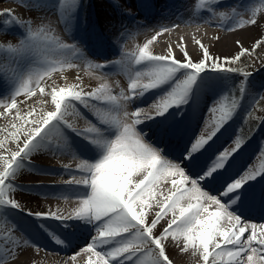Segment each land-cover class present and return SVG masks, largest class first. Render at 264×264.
Instances as JSON below:
<instances>
[{
  "label": "snow or ice",
  "instance_id": "6c2138e0",
  "mask_svg": "<svg viewBox=\"0 0 264 264\" xmlns=\"http://www.w3.org/2000/svg\"><path fill=\"white\" fill-rule=\"evenodd\" d=\"M40 3L21 0L28 16L0 12L5 34L20 30L0 44V264H33L41 251L61 256L52 264H84V256L86 264H190L181 254L194 264H264V164H241L264 133V116L254 115L264 113V79L254 76L264 71V38L234 41L237 53L223 60L199 40L195 60L179 42L151 47L182 24L214 18L234 21L219 24L224 31L252 25L264 36V2L242 9L201 0L191 19L150 25L155 0H111L118 18L105 26L119 50L111 58L92 56L71 35L81 0H58L50 15L38 14ZM85 67L90 89L79 76L47 84ZM257 151L264 159V136ZM44 158L60 168L35 162ZM25 171L69 178L17 183ZM25 192L30 199L18 198ZM51 200L74 207L45 210Z\"/></svg>",
  "mask_w": 264,
  "mask_h": 264
},
{
  "label": "bare ground",
  "instance_id": "6f19581e",
  "mask_svg": "<svg viewBox=\"0 0 264 264\" xmlns=\"http://www.w3.org/2000/svg\"><path fill=\"white\" fill-rule=\"evenodd\" d=\"M6 1H9L11 3H17V4H21V1H12V0H0V3H4ZM234 1V0H231ZM156 2V1H155ZM264 2V0H259L253 3H250V5L248 6V9L253 8V7H260L261 3ZM201 0H193V3L189 6V7H176L175 12L173 13V18L176 19L174 21L171 22H177L179 19L182 20H188L191 19V17L188 14V11L190 8L194 7L197 4H200ZM56 3L53 2H49L46 3V5L48 6L47 8L50 11H53V5ZM110 4H111V0H81V7L77 13L76 16H79V14H82L85 18L89 19L91 23H89V25H85V27H81V26H77L75 25L74 27L72 25H69V28L71 29L72 32H78L80 33L82 36H86V37H92L93 34H99L101 36V41L106 42L107 44H105L103 47H107V48H111L110 50L113 51L112 54L117 55L118 53V49L114 46L113 44V38H112V32L109 31V29L105 26L106 24V20H108L109 18L105 19V16L110 12H111V8H110ZM158 6V11L154 12L150 17H148L149 19H157L155 20L157 23L155 24H163L162 21L160 19H165L167 18V11H164L165 8H163V5L161 6L160 4L157 5ZM15 10L13 4L9 3L8 7H3L1 8L0 12H4L6 10ZM166 12V14H164V12ZM17 15H20L19 13H15ZM114 18H118L116 17V15L114 16ZM112 18V19H114ZM247 18V17H246ZM259 18V17H258ZM110 19V20H112ZM123 22L124 19H123ZM169 22V23H171ZM169 23H165V24H169ZM94 24H97V27H94ZM150 25H153V23H148ZM154 24V25H155ZM63 22L61 23V27H63ZM211 25H203L199 28L192 26V27H184L183 24L181 25V27L174 29V31L170 32V33H164V35L162 37H158L157 40L154 42V44L151 46L153 49H155V51L158 53L160 51L163 50V42H168L171 43L173 45H177L178 42L180 44V46L182 47H186L189 54L193 56V59L195 60L196 57V49L199 47L198 45H196V41L199 40L201 41V43H203V45L209 49L210 54L213 55H217L220 57L221 60H223L225 57H231L233 56L235 53H237L238 51V45H235L233 42L236 40H241L244 44L245 47H250L253 43V40L257 37L260 38H264V36H261V30L258 27L252 26V25H247L246 28H237L235 31H220L215 30L212 31L210 29ZM15 31H20L19 29H14ZM10 32L7 31V34H5V31H0V44H4L7 43V39H4L7 35H9ZM4 37V38H3ZM217 37L219 39H217ZM90 45H97L99 42L95 43L91 40H89ZM97 47V46H96ZM95 47V48H96ZM174 52L176 54V58L177 59H181L182 58V54L179 51V47H174ZM4 61V56L2 53H0V64H2ZM27 66L30 67V63H27ZM81 74H79L82 77H89V75H86L87 72H80ZM63 76V80L60 86H63V84L65 83V81H67L68 83H72V76L70 74H64ZM254 76L258 77L255 78L257 81H260L262 79H264V71L258 72L256 74H254ZM124 81L126 80V77H123ZM6 93L3 89H0V96H5ZM213 97L211 96H207L205 97V102H204V107L206 109L207 105L211 104ZM34 102V101H33ZM30 103V104H33ZM37 107V109H39V105L36 104L35 105ZM50 107V106H49ZM26 108V106H25ZM255 116L257 117H261L264 116V113L258 111L254 113ZM207 118V117H206ZM69 119L71 120L72 117H69ZM79 126L83 127V123L79 122ZM195 128V126H194ZM200 131H203V124L200 125ZM199 134V133H197ZM262 136H264V133H260L257 132L256 134V138H259V140L261 141ZM249 153V152H248ZM247 153V154H248ZM253 163H251L250 161H248L245 157L244 159L241 161V164H247L248 167H252L255 166L257 169H259V167L264 164V160H258L255 161L252 158ZM36 163L45 165V166H49V167H55V168H60V164L55 162V161H50L48 158H44L41 160H37L35 161ZM63 163H71L72 161L70 159H65L64 161H62ZM69 177L64 176V177H57V176H44V177H39V178H33V174L28 173L27 171H25L22 174V177L18 179L17 183L20 184H31V183H46L49 185H59L62 179H68ZM18 198L23 199V200H28L30 199V194L29 193H23L22 196H18ZM42 206L45 208V210H47L48 208H51L53 211H55L57 208L61 209V210H71L74 207V203H65L64 200H51V201H44L42 203ZM153 215V213H149V218H151V216ZM257 216V215H256ZM170 218V217H169ZM254 219H258L257 217H253ZM0 223H3L2 221H0ZM162 223H165L162 221ZM81 243H84V241H81ZM49 247L51 248L52 246L49 245ZM62 255V254H61ZM183 256L184 259L189 260L190 264H194L195 262V258L194 257H190L188 254H181ZM31 257V253L28 254L27 258ZM61 258V256H52V255H47L44 251H41L40 253L37 254L36 258H33V264H52L53 261H57ZM81 259L84 261V264H86L87 262V257H81ZM177 259H180V257H177ZM12 264H16V262H12Z\"/></svg>",
  "mask_w": 264,
  "mask_h": 264
},
{
  "label": "rangeland",
  "instance_id": "374dc122",
  "mask_svg": "<svg viewBox=\"0 0 264 264\" xmlns=\"http://www.w3.org/2000/svg\"><path fill=\"white\" fill-rule=\"evenodd\" d=\"M12 1H14V0H12ZM16 1V0H15ZM17 1H21V0H17ZM49 2H53V3H57L58 2V0H41V3H40V5H39V8L41 9V11L38 13L39 15H50L51 14V12L52 11H50L47 7V5H46V3H49ZM9 3L10 4H13V6H14V8H15V10H14V12L15 13H19L20 15H23V16H28V14H29V12H28V10L27 9H21V7H20V4H17V3H11V2H9V1H6V2H4V3H0V10H1V8H3V7H8L9 6ZM116 14L115 13H113V11L111 10V12H110V14L108 13L106 16H105V19H107V18H110V17H112V16H115ZM206 15V14H205ZM243 19H247L246 17H243ZM230 20V21H229ZM228 21V22H227ZM227 21H225V20H223V21H220V20H218V19H216V18H214L213 19V25H211L210 26V29L212 30V31H215V30H220V31H223V32H225L224 30H222L218 25L219 24H223L225 27H227V26H229V25H231V24H233L234 23V21L233 20H231V19H227ZM225 22H226V24H225ZM2 29H4L3 27H0V31L2 30ZM4 38V37H3ZM79 42V41H78ZM138 42H143V37L141 36L140 38H139V41ZM259 51V50H258ZM232 57V56H231ZM244 58H242V60H243ZM254 61H255V63L257 64V66H258V68H259V64H260V61L258 60V59H255V57H253L252 58ZM80 72H87V74L86 75H89V70L85 67V68H82V69H80L78 72H77V70L76 69H66L64 72H57V73H54L53 74V76H52V78L50 79V80H48L47 81V84H52L53 83V81H55V83L56 84H58V85H61V83H62V80H63V76L62 75H64V74H70L73 78H72V83L73 82H77L76 81V77L77 76H79L80 78H81V80H82V82H83V84H84V86H85V88H86V90L87 89H90L91 87H93V86H95V81H93L91 84L89 83V77H82V76H80L79 74H81ZM117 79H120L121 80V82L123 83L124 82V78L123 77H117ZM21 99L22 100H24V99H27V98H24V97H21ZM36 100V97H33V98H31V99H27V104H30V103H32L33 101H35ZM26 105H22V107H25ZM259 111V109H257L256 110V112H258ZM4 123H5V121L2 119V118H0V126H3L4 125ZM239 123L240 124H243V122L242 121H239ZM256 139H259V138H256V136L254 137V140L255 141H257ZM259 141H257L255 144H253V150H252V152H251V157H254V160L255 161H257V160H261L262 158H260V154H259V151H257V148H258V146H259V144L260 143H258ZM257 144V145H256ZM264 160V159H263ZM250 162H251V159H250Z\"/></svg>",
  "mask_w": 264,
  "mask_h": 264
}]
</instances>
